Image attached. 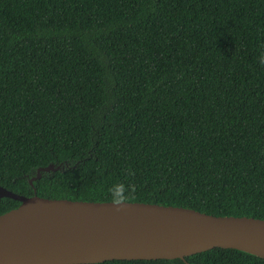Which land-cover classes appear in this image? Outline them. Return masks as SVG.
I'll return each instance as SVG.
<instances>
[{
    "label": "trees",
    "instance_id": "16d2710c",
    "mask_svg": "<svg viewBox=\"0 0 264 264\" xmlns=\"http://www.w3.org/2000/svg\"><path fill=\"white\" fill-rule=\"evenodd\" d=\"M264 0H0V186L264 219ZM19 202L0 199V214ZM264 264L216 248L185 260Z\"/></svg>",
    "mask_w": 264,
    "mask_h": 264
},
{
    "label": "water",
    "instance_id": "95a60500",
    "mask_svg": "<svg viewBox=\"0 0 264 264\" xmlns=\"http://www.w3.org/2000/svg\"><path fill=\"white\" fill-rule=\"evenodd\" d=\"M62 165L36 169L33 195L0 186V199L19 202L0 214V264H101L185 260L221 248L264 259V219L213 216L158 204L46 199L33 182Z\"/></svg>",
    "mask_w": 264,
    "mask_h": 264
},
{
    "label": "clouds",
    "instance_id": "9594fccd",
    "mask_svg": "<svg viewBox=\"0 0 264 264\" xmlns=\"http://www.w3.org/2000/svg\"><path fill=\"white\" fill-rule=\"evenodd\" d=\"M257 61L261 66H264V45L261 46L258 52ZM131 190L132 186L124 183H116L109 189L112 204L117 206V210H119V206L124 205L129 199Z\"/></svg>",
    "mask_w": 264,
    "mask_h": 264
}]
</instances>
